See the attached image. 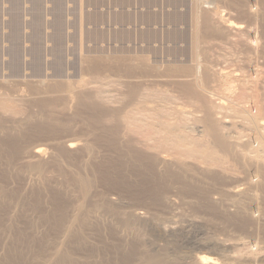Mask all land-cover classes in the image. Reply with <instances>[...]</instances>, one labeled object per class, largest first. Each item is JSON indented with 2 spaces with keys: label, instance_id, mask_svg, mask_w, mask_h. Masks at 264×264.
Instances as JSON below:
<instances>
[{
  "label": "rangeland",
  "instance_id": "obj_1",
  "mask_svg": "<svg viewBox=\"0 0 264 264\" xmlns=\"http://www.w3.org/2000/svg\"><path fill=\"white\" fill-rule=\"evenodd\" d=\"M12 1L13 0H0V82L6 81L19 85L16 88V91H12V97L16 98L17 96L19 99H16L24 104L22 103V105L16 100L20 106L19 108L22 109V114L12 111L4 113L3 122H5L3 124L6 123V126L11 125L10 121L13 122L15 119H21L25 113L29 114L35 112L34 114H37L41 112V109L39 110V108L35 105L33 106L31 103L25 101L34 98L27 87L28 83L38 84L42 83V81H46L47 83H61L65 86L86 83V88L89 87V90L91 88L93 90L97 87L96 90H93L97 91L99 85V87L102 86V88H104V91L106 92H104V95H101L106 96L105 102H107V108L113 106V109L116 108L118 112H121V114L125 116L126 113H128L129 117V113L131 112L130 114L132 116L135 115L136 120L141 118L140 120L144 119L149 121L148 117L151 119V117H155V114L158 113V116L153 118L157 119L150 120L149 122H155L156 124L158 122L161 126L163 125V129H165L168 137L180 135L179 131L181 130L186 132L191 138L202 139V134H199L198 131H203V128L205 127L203 122L205 111L199 104L196 103V100L181 92L182 90H180L178 85L182 82L184 83L185 81L190 80L192 77L187 78L174 72V70L180 66H189L194 68V65L196 64L195 58L197 55H201L202 62L209 67L212 66V69H210L211 71L217 70L216 72L222 75H220V81H216L215 76L216 82L212 81L209 83L205 95L208 100H210L209 102L213 105L216 118L221 120L220 128H222L227 140L233 145L234 151L236 152L240 151L243 154L250 151H257L264 155V115L260 113L259 106L256 104L257 101L261 99L256 96L258 97V100L255 99L256 97L254 98L256 102L252 99L251 101H248L247 104H241L239 95L241 89H247L249 91V95L258 92V94H261L264 98V55L262 56L261 54L260 56H257L253 50L255 48L261 49L263 44L260 43L259 47H257L256 44H250V40H253L257 36L254 33L257 32L261 34L260 31L262 30L263 21L261 19H258L259 21L256 19L255 21L253 19V21L244 13L245 10L247 11L248 8L254 6L257 2L259 3V0H218V4L223 11L222 14L225 15L224 19H228L227 23L221 20L219 16H213L212 14L209 16L211 17L210 22H207L205 20L207 16L205 12L206 10H203V16H201L202 19L197 18L195 10L193 12V0H39V2H36V0H14V2L17 1L15 3H12ZM15 13L17 14L15 15ZM209 14L210 12L208 15ZM14 19L15 21H13ZM13 22H19L18 40L16 41L12 39L15 32L13 30ZM231 23L232 25L241 27L242 29L229 30L228 27ZM257 29H259V31H257ZM239 31H241V33H239ZM57 34L61 36L59 41ZM247 39L249 40L247 41ZM262 40L264 42V39ZM247 50H252L254 53L251 51L252 53L249 54ZM88 57H100L106 62H110L114 59V57L115 59L117 57L139 60L145 59L146 63L148 62L147 64L150 65H148L146 69L148 70L150 67V71L148 72L146 69L143 70V67H146V65H144L139 67L140 69L142 68L141 72L140 69L137 68V74L141 73L144 77L147 75L145 77L146 79L141 74H138L139 76L141 75V77H138H143L142 81H138L139 78L137 77L134 78V81L136 79L139 83L144 81L143 84L141 83V97L139 96V101L143 100V104H141V102H137V99L135 101V104L137 105H135L128 99V95L125 94L127 93V88L125 90L124 85L130 79L133 81L132 78L128 79V76L125 73H116V71H112L111 69H103L99 72L97 71L92 73L86 69L87 65L84 62ZM14 62H16V64ZM154 68L157 71H155ZM142 70H146L145 73ZM148 80L151 81L149 82ZM242 80H248L249 84L241 85L244 82ZM221 81L232 82V85L226 88V84L224 85L223 83L221 85ZM14 92H16V94ZM212 93L215 94V96L211 95ZM67 94H71V92L66 88H63L61 92L52 93L49 94V96H67ZM26 97L27 99H25ZM149 98H151V100ZM126 99L129 100L128 102L131 104H129ZM146 99L149 101L147 100L144 102ZM233 106L239 110H242L240 107L242 106L243 110H246L243 112V115H245L244 118L240 117V111H234L231 108ZM145 107H147L148 110L145 109ZM133 111L134 113L132 114ZM135 112L137 113V116ZM69 117L70 116L66 118ZM258 118H261L262 120H259ZM84 119L81 118L82 121L80 118L75 119L76 121L73 120V118L66 119L70 121L72 120L70 125L74 131L67 133L69 131L64 132L61 130L58 135L61 137L64 135V137L66 139L68 138V140L77 139L72 142L75 146H80L82 143L80 140L84 139L88 133L89 135L87 137L90 139L89 136H91V132L94 130H91L89 127L90 122H87ZM107 120L108 121H105V124L108 122V125H110L111 122L109 123V119ZM73 123H75V125H72ZM177 126L179 129L176 128ZM92 127L95 126L92 125ZM119 131L120 135L124 130L120 129ZM94 132L96 133L95 130ZM137 133L134 132L136 135L133 134V138L137 139V142L133 141L136 144L139 140L141 141L140 144H142V140L144 139V141L147 142L143 141V144L148 142V145L150 143H155L153 142L154 139L152 136V141L150 142L148 134H144V136L140 134V136L139 134L137 135ZM58 135L50 137H55L54 141H56V139H59L60 141L65 140L64 137L61 139ZM131 135L125 136V140L129 139L128 137H132ZM50 137L44 136L43 138L39 137L40 139L38 137L37 139L34 138L31 140V143H33L31 146L32 149L36 147L35 151L37 150V155L42 158V160L47 161L48 164H53L54 161L59 162V159L57 158V152H53V149H51L50 143H54V141H51L52 139ZM87 137L85 139H87ZM48 138L51 139L49 140L50 142L47 141ZM259 139L263 140L262 143ZM168 141L169 142L167 143L168 145L166 146L164 153L160 154L163 163L159 166V170L162 169L160 172H165L166 177L172 173V175L167 177V181L164 176L163 182H166H162V185L166 184L168 185L167 189L169 188L168 190L166 189L167 192H165L164 188L166 186H162L164 195L167 194L166 198L168 197L166 199V203L168 204L170 201V205L168 204L167 206L166 204L167 208L164 210V213L163 210H160L163 214H160L159 210L156 211L157 209H154L153 206L150 205V200H148L147 195L139 194V192H142L141 194H143L144 190L141 189L144 188H141V183H136L137 181L141 182L142 178L140 179V176L137 174L134 176L135 173H129L130 175L128 174V180L131 181V179H133L134 181L137 179L136 176H138L139 180L137 179L134 181L136 184L134 182L133 183L135 185L131 184L132 181L131 183L128 181V188L125 187L121 189V187L118 186L120 191L118 187L113 189V187L109 186L108 183H106V185H104L105 183H102V185L101 183H98L99 188L96 187L94 189L96 195L94 198L98 201L101 199L100 197L107 196L106 199L109 201L112 199H114V202L119 201L118 204L114 203L117 206L120 205V203L123 204L124 201L125 203L123 205L121 204V206L124 207L125 205V207L121 209L129 211L130 206L131 210L136 207V209H134L136 212H132L141 214L144 218L146 217L150 220L152 218V221H154V217L150 216H153L154 212L157 213L156 216L160 214L158 218L155 216V219L158 221L156 220L154 222H157V224L161 222L163 225L161 223L158 225H162L163 229L165 227V234L160 239L161 243L159 242L160 246L162 245L161 248L163 247L161 251L163 250V253L167 254V256L170 255V258L174 256L175 259L178 260L177 264H195V261L190 258L191 254H198L207 258H217L224 262L222 264H264V238L262 240L263 231L261 233V230L259 229L260 223H264V201L263 199H260L258 193H256L257 195L255 194L256 191H249L250 188L256 184L258 179L256 177L257 174L255 173V170L246 168L239 162V160L235 161L232 156H228L226 159L220 158L217 163L216 161L210 163L209 161H205L200 156L190 157L179 155L178 152L175 151L172 145L173 143L170 140ZM189 142H191L190 138ZM209 145L212 146L210 143ZM103 150V152L101 151L102 155H106L108 151H105V149ZM53 154H56L57 157ZM49 157L52 159L50 160ZM68 159L69 158H67L66 161L65 158H62V162H59L64 166H62L64 168L62 171L64 170V172L61 171L63 175L61 172L59 173L55 167H53L55 166V163L53 166L46 163L48 166L46 167L48 169L46 168L47 172L45 174H49L48 176L51 177L49 182L52 186H61L62 188L65 187L63 186V182L66 183L65 185L69 184V181L66 182L69 175V169L71 168L70 171L75 169L73 172L80 170L79 168L71 166L72 160H69L71 163L70 165ZM3 165L0 163V171L6 172V167ZM19 167L23 166L20 165ZM23 168L25 169V167ZM167 169L170 171L169 175H166L168 173ZM13 171L15 172V170L12 169L8 173ZM187 171L190 174H188ZM26 173H23L25 174L23 178L16 179L8 176L7 179H0V184L6 185L5 187L8 188V190L17 191L16 193L19 192L18 197L21 199L14 201L15 206L12 202V205H8L4 208L0 207L2 209H0V262L5 258L6 249H8L10 245L17 242V234L19 232L38 237L45 236V239H48L47 241L52 238V241H50L53 245L52 249L55 246L54 243L59 244L64 240V235L60 234L61 232L53 231L49 229V227H45L47 226L45 224L42 225L39 213L36 214L34 211L28 209L29 207L26 208V206H29V204L32 203L30 192L34 187V178ZM58 174L59 176H57ZM9 175L11 176V174ZM131 175H133L134 178ZM215 176H219L218 178L221 179L213 181L212 177ZM183 179L185 181L188 179L185 182L186 186L183 184ZM189 180L192 182L191 184ZM58 182H62L61 184L63 185L58 184ZM137 184L139 186H136ZM70 185L72 187V184L65 187V189L70 188L68 191L63 188L64 191H66L64 192L66 194L65 196L75 197L76 191H72L73 188L71 189ZM191 185L194 186V189L190 188ZM198 187H200V189ZM202 188H204V190ZM186 189H188V192H184ZM70 190L72 191L71 195L69 193ZM96 190L99 193L96 192ZM202 190L207 193L202 192ZM133 192H138V195H136V193L133 194ZM99 194L102 196H99ZM252 195H254L255 198ZM42 196H44L47 203V196L49 197V195L44 194ZM138 196L140 197L139 199ZM251 196L254 199H252ZM132 197L135 198V200ZM245 198H248V201ZM117 199L120 200L117 201ZM136 199L137 202H135ZM139 200L143 201L145 204L143 202H139ZM239 201L243 203L241 204L242 206L244 205L243 208L246 207L245 210H247V216L250 221L254 223V227L251 225L252 227L248 231L238 230L234 226H232V228L231 225H228V223L224 221L226 217L224 216L225 213L228 215V213L232 214L238 210L239 207L237 208V206L240 205ZM128 202L132 203L128 205L129 207L126 206ZM208 204L210 207H207ZM48 205V203L45 205L44 210L46 209L48 211ZM214 205L215 207L211 208V206ZM143 206L148 208L145 209ZM149 208L152 210L151 212ZM210 208L213 211L210 210ZM217 209L218 212H214ZM147 211H149V214L151 215H148ZM145 214L146 216H144ZM104 216L105 215L101 216L102 221L100 220L101 223L99 224H102L103 226H100L101 228L99 229V232L98 230L96 232L94 231L95 233H93V231H86L85 235L89 236H87V240L90 241L89 243L97 245L102 244L103 246L106 242V245L103 246L105 248L108 247L107 243L109 244L110 242V244H112L115 240H118V238L111 233L105 224L108 221H111L108 220L111 218L106 215L105 217L107 219H104ZM111 222L114 223V221ZM11 223L15 227L12 228L14 231L10 230L11 228L8 227ZM106 232L110 233L108 234ZM149 234L150 233H146L148 236ZM120 235L118 233V236ZM143 236L146 241L148 239L150 240L147 242H156L153 235H151V238L147 237L148 239L145 237V234ZM129 237H123V241L125 240L124 242L126 243L130 242L128 241ZM120 243H122V245L126 244L121 241ZM214 243L219 247L221 246V249L223 248L222 252H215L212 248L207 249V246L205 247L207 244L210 245ZM200 246L203 247L200 249ZM105 250L107 249L105 248ZM101 251L97 252L94 258H91L92 262L95 260V262H97L100 258H103L102 256L105 258L106 251ZM28 254L30 256H28ZM31 255V252L27 253L28 260L31 258Z\"/></svg>",
  "mask_w": 264,
  "mask_h": 264
},
{
  "label": "bare ground",
  "instance_id": "obj_2",
  "mask_svg": "<svg viewBox=\"0 0 264 264\" xmlns=\"http://www.w3.org/2000/svg\"><path fill=\"white\" fill-rule=\"evenodd\" d=\"M193 1H194L193 12L195 10L197 18L202 19L201 16H203V10H206L205 12H206L207 16H206L205 20L207 22H210L211 17H209V16L211 14L213 16L214 15L219 16L221 20L225 21V23L228 22L227 21L228 19H224L225 15L222 14L223 11L221 10V7L218 4L219 3L218 0H193ZM15 2H17V1H15ZM15 2H14V0L12 1V3H15ZM36 2H39V0H36ZM209 12H210V14L208 15ZM17 13H15V15ZM244 13L251 20L261 19L263 21L262 30L260 31L261 34H259L257 32L254 33L257 36L253 40H250L251 41L250 44L251 43L256 44L257 47H259L260 43L263 44V46L261 44V46H262L261 49H259V48L258 49L255 48L256 50L253 49L257 56L258 55L260 56L261 54L263 56L264 55V42L262 39H264V0H259V3L257 2L254 6L248 8L247 11L245 10ZM13 21H15V19ZM18 23L19 22H16V23L13 22V30L15 32L13 34L12 39H14L15 41L18 40V25H19ZM260 27H261V25H260ZM228 29L229 30L230 29L241 30L242 28L235 26V25H232V23H231V25L228 27ZM259 29H257V31H259ZM59 30H61V29H59ZM239 33H241V31H239ZM59 34H60V31H59ZM59 34H57L58 37L56 36L57 38H59L58 41L61 39L60 38L61 34L60 35ZM249 39H247V41ZM260 39L262 40V42ZM251 51L249 50L248 53L250 54L253 52V51L252 52ZM84 62L87 65L86 69L92 73L97 72V71L99 72L103 69L104 70L105 69L106 70L111 69L112 71L113 70L116 71V73H118V72L125 73L128 76L127 77L128 79L129 78L133 79V81H131V79H130L129 81H127L125 83V85H124L125 90L127 88V91H126L127 93H125V94L128 95V99L130 101H132L134 104H135V101L137 99H138L137 102H139V103L141 102V104H143V100L139 101V98L141 97L140 91H142V84L144 83V81L140 82V83L138 81L139 80L142 81L143 80L142 78L144 76L141 73H138V74H141L143 76L142 78H139V77H141V75L139 76L137 74V72H138L137 68L146 65V67H143V70H144L148 67L149 64H147L148 62L146 63L145 59L139 60V59H127V58H119V57H117L115 59V57H114V59H112L110 62H106L104 59H102L100 57L99 58L88 57L87 59H85ZM195 62H196V64L194 65V68L193 67L191 68L189 66H180V67H177L174 70V72L176 74L185 76L187 78L188 77L193 78V79L191 78L190 80L185 81L184 83L182 82L178 85H179L180 90H182L181 92L185 93L190 98H193L194 100H196V103L199 104L201 106V108L205 111V116L203 119L205 127L203 128V131L197 130L199 132V134H202L201 135L202 139L191 138L186 132H183L181 130L179 131L180 135H177L175 137H168V134L166 133L165 129H163L164 128L163 125L161 126L160 124H158V122H157V124L155 122H149L150 120H156L157 118L156 119H153V118L158 116L157 115L158 113L155 114V117L154 116H153V118L151 117V119H150V117H148L149 121L144 120V119L140 120L141 118L139 119L140 120L139 121V120L135 119V115L132 116L130 114L131 112L129 113V115H130V117H129L128 113H126V116H125V115L121 114V112H118V110L116 108L113 109V106H111L110 108H107L106 107L107 102H105L106 96L101 95V94L104 95V92H106V91H104V88H102V86L99 87L100 86L99 85L98 86L99 91L98 90L93 91V90H96L97 87L94 88L93 90H92V88L89 90V87H87L88 88V91H87L86 83L85 84L79 83L77 85H66V86L64 84H61V83H47L46 81H44V82L42 81V83H38V84L28 83L27 87L29 88L31 95L34 98L30 99L28 97L30 100H25V101L31 103L33 106L35 105L36 107L39 108V110L41 109V112L37 113V114H34L35 112L26 114L23 111L25 114H23V117L21 119H18V120L15 119L14 121L12 119L13 122L10 121L11 125L6 126L7 125L6 123H5L6 125L3 124L5 122V121L3 122L4 113H6L8 111H12V112L22 114V109L19 108L20 106L18 103L22 104L23 102H20L16 99V98H18L15 95L16 92H14L15 93L14 95L16 96V98L12 97L13 96L12 91H14V90L16 91V88L19 85H15L12 82L10 83V82H6V81L0 82V163H1V165L4 164L3 166L6 167L5 171L6 170L8 171L9 169H10L9 171H11L12 169L15 170V172L13 171L14 174H13V172L8 173L9 171L8 172L7 171L6 172L0 171V179L1 180L3 178L7 179L8 176L12 177V178L14 177L16 179L17 178H23V176L25 175L23 173L28 172L26 174H29L30 176H32L34 178V180H33L34 181V185H33L34 187L32 188V190L30 192L31 195L29 194L32 197V203H30L29 206H26V208L29 207L28 209L34 211L36 214L39 213L40 222H42V225L45 224V225H47L45 227H49V229H51L53 231H59V232H61L60 234L64 235L63 236L64 240L59 244L56 243L57 245L54 243L55 246L52 249L53 245H52V242H50V241H52V238H51V240L47 241L48 239L46 240L45 236L38 237L35 235H31V234L28 235L27 233H23V232L20 233L18 231L19 233L17 234V242H15L16 244L14 243V244L10 245L8 247V249H6L7 250L6 253L4 251L5 258L0 262V264H177L178 260L175 259L174 256H172V258H170V255L167 256V254L163 253L164 252L163 250L161 251V249L163 247L161 248L162 245L160 246L159 242H160V239L165 234V230H164L165 227L163 229V227H162L163 223H161V222L158 223V224L161 223L162 224L161 226L158 225L157 222H154L157 220V219H155V216L157 213L154 212L153 216H150V217H154V221H152V218L150 220V219H147L146 217L144 218L141 214L135 213L136 211L134 209H136V207L134 209L132 208L133 210H131V206H130L131 211L130 210L126 211L125 209H121V208L125 207V205H124V207L121 206L122 203H120V205H118V206L115 205L116 203L117 204L119 203L118 200H120V199H117L118 202H116V201L114 202L113 201L114 199L109 201L106 199L107 196L103 197L101 194H99V196L100 195L102 196V197H100L101 198L100 200L97 201V199L94 198L96 196L94 189L96 187L99 188L98 183H101V185H102V183H105L104 185H106V183H108L109 186L113 187V189L117 188L118 186H120L121 189L125 188V187L128 188V181H129L128 177L131 173H135L134 176L137 174L138 176H140V179L142 178L141 182L137 181L136 183H139V184L141 183L140 184L142 186L141 188H144L141 190H144V192H145V193L143 192V194H141L142 192L141 193L139 192V194L140 195H144V194L147 195L148 197L147 196L146 197L148 198V200H150V205L153 206L154 209H157L156 211L159 210L160 214H163L164 210L167 208L168 204L170 205V201L168 204L166 203L167 202L166 199L168 197L166 198V196H167L166 193H165L166 195H164V191H163V187H162L165 185L166 187L164 186L165 187L164 190H165V192H167V190L169 189V188L167 189L168 185H166V184L162 185V184L167 181L166 180V179H168L167 177L172 175V173L170 174V171H168V169H167L168 173L166 172L167 173L166 175H169V174L170 175L166 177L164 171H163L164 173L160 172V171H162V169L160 168L161 170H159V166H161V164L163 163V160H162L160 154L164 153L166 146L168 145L167 143L169 142L168 140H170L173 143L172 145H173L175 151L178 152L179 155L190 156V157L191 156H195V157L200 156L205 161H207V162L209 161L210 163L213 161H216V163H217L218 159H220V158L226 159V158H228V156H232L235 159V161L239 160V162L241 164H243L246 168H248L250 170L251 169L255 170V173L257 174L256 177L258 179L256 181V184L253 183L255 186L253 185L249 191H256L255 194L258 193L260 196V199L261 200L263 199V201H264V155H262L260 152H257V151L256 152L255 151L248 152L250 155L248 153L242 154L240 151H238V152L234 151L233 145L227 140V137L224 135L222 128H220L221 120L216 118L213 105H212V103L209 102L210 100H208V98L205 95V93L207 92V87H208L209 83H211L212 81H214V82L220 81V75L221 74L216 72L217 70L211 71L210 69H212L211 68L212 66L209 67L206 64H204L201 60V55H197V57L195 58ZM14 63L16 64V62H14ZM149 68H148V70L146 69L148 72L150 71ZM141 69H140V72H141ZM145 71H143V72L145 73ZM155 71H157V70L155 69ZM171 71H173V70H171ZM212 72H214L215 74ZM152 73H155V72H152ZM94 74H96V73H94ZM215 76H216V81H215ZM136 77L139 78L138 81L136 79L134 81V78H136ZM124 78H126V77H124ZM242 81H244V82L243 83L241 82L242 83L241 85L249 84L248 80H242ZM220 83H221V85L223 83H224V85L226 84V86H227L226 88H228L232 85V82H227V81H221ZM257 83H258V81H257ZM151 85H152V83H151ZM145 86H146V84H145ZM63 88H66L68 91L71 92V94H67V96H57V97H50L49 96V94L61 92L63 90ZM100 88H101V91H100ZM122 90H123V88H122ZM147 90H148V88H147ZM149 91H150V88H149ZM143 95H145V94H143ZM159 95H161V94H159ZM211 95L215 96V94H213V93ZM239 95H240V103L241 104L242 103L247 104L248 101H251L252 99L254 100V98L256 96L260 97L259 99H261V100H258L257 99L258 97L255 98L256 100H258L256 104H258V106H259L260 113L262 115H264V98L261 94L259 95L257 92V93H253V94L249 95V91L247 89H241V92H239ZM25 99H27V97ZM149 99L151 100V98H149ZM248 99H250V100H248ZM16 100L18 101V103ZM129 100H127V102ZM147 100L148 99H146L144 102H146ZM256 100H254V102H256ZM157 102H158V100H157ZM133 103H132V105H133ZM139 103H138V105H139ZM25 104H26V102H25ZM129 104H131V103H129ZM135 105H137V104H135ZM243 106L246 107L245 105H243ZM240 107L242 110L237 109L235 106H233L231 108L234 111H236V110L240 111V117L244 118L245 115H243L244 114L243 112L246 110H243L242 106H240ZM145 109L148 110L147 107H145ZM244 109H246V108H244ZM151 111H152V109H151ZM157 112H158V110H157ZM133 113H134V111L132 112V114ZM146 113H148V112H146ZM135 114L137 116L136 112H135ZM150 114H151V112H150ZM121 115H122V117H121ZM68 116H70V117L66 118ZM71 118H73V120L79 119V118L81 120V118H83V119L85 118L84 120H86L87 122H90L89 123L90 126L89 125L88 126L91 128V130L94 129L97 133L96 134L93 130L91 132V136H89L90 139H92L94 141L88 139L87 136L89 135V133H88L89 131L86 132V133H88V135L87 136L85 135L88 140L85 139L86 137L84 136L85 138L80 140L82 142L81 145L80 146L76 145L77 147L72 142V141H76L77 139L75 140L73 138L74 140H70V139L68 140V138L66 139L64 137V135L62 137L60 135H58V134H60L59 131L61 132V130L64 132L69 131L67 133H71V131L72 132L74 131V129L72 130V127L70 125L72 120L71 121L66 120V119H71ZM64 119H65V121H64ZM107 119H109V123L111 122L110 125H108V122H107V124H105L106 123L105 121H108ZM258 119L260 120L261 118H258ZM75 121H73V122H75ZM218 121H219V123H218ZM72 125H75V123H73ZM92 125H94L95 127H92ZM176 128L179 129L178 126ZM120 129L124 130L120 134L121 136L119 135ZM83 131H86V130H83ZM83 131H81V132H83ZM76 132H77V130H76ZM134 132L135 133L138 132L137 135L141 134L143 136H144V134H148L150 137V139H149L150 142L152 141V139H151V136H152V138L154 139L153 142H155V143H150L148 145V143H149L148 142L146 144L145 143L143 144V141L145 140L144 139V140H142V144H140L141 141L138 139L139 141L136 144L135 142H133V141L137 142V139L133 138ZM62 134H64V133H62ZM55 135L60 136L61 139H63V137H64V139H65V140H63L64 142L62 140L60 141L59 139H56V141H54L55 137H53V138L50 137V136H55ZM79 135H81V134H79ZM128 135L129 136L131 135L132 137H128L129 139L125 140L126 139L125 136H128ZM134 135H136V134H134ZM44 136L50 137L52 139L51 140L48 138L47 141H49V140L54 141V143L51 142L50 145H51V149H53V152L54 151L57 152L58 157L56 154L55 155L59 159V162H62V160H61L62 158L63 159L65 158L66 161H67V158H69L68 162H69V160L73 161V162L71 161L72 165L69 162V164L71 166H73L75 168H79L80 169L79 171L82 170L81 172L77 171L78 172L77 173L76 171L73 172L75 169L73 171H70L71 170V168H70L69 172H68L69 175L66 179V182L69 181V184H72V187L70 185L71 189L72 188L75 189V190L72 189V191H76L75 197L74 196H72V197H66L65 196L66 194L64 192H66V191H64V189L69 184L67 183L68 185H65L66 183L63 182L64 180L62 181L64 185L61 184L62 182H60V183L58 182V184L65 186V187H63L64 189L61 186L60 187L59 186H57V187L52 186V184L49 182V179L51 177L48 176L49 174L48 175L45 174L47 172L46 168L48 167L47 166L48 162L42 160V158H40L37 155V152H36L37 150L35 151L36 147L32 149L31 145L33 143H31V140L34 138L37 139V137L43 138ZM136 137H138V136H136ZM144 138H146V137H144ZM189 138L191 139V142H189ZM259 140L262 143L263 140L262 139H259ZM144 142H147V141H144ZM208 142L212 146H210ZM151 144H154V145H151ZM37 147H39V146H37ZM103 149H105V151H108V153H106V155H102L101 151ZM57 158H56V160H57ZM49 159H50V157H49ZM2 162H3V164H2ZM59 162L54 161L55 166H53L54 163L53 164L49 163V164L52 165L53 167H55L60 173L62 171V169H64L63 168L64 166L62 165V163L60 164ZM18 165L25 167V169L23 167H19ZM49 168H50V166H49ZM62 172H64V170ZM62 172H61V174L63 175ZM9 174H11V176ZM61 174H60V176H61ZM188 174H190V173L188 172ZM57 176H59V174ZM66 176H67V174H66ZM131 176H133V175H131ZM134 176H133V178H134ZM138 176H136V177L139 180ZM164 176L166 177L165 182H163ZM218 177L219 176L212 177L213 181H218L219 179H221ZM137 179H135V180H137ZM18 180H20V179H18ZM131 181H132V183H131ZM131 181H129L131 184L135 183L133 181V179H131ZM186 181L184 180V183H183L184 185H185ZM189 182H190V180H189ZM7 183H8V181H7ZM191 183L192 182H190V184ZM2 184H3V182H2ZM35 184H36V186H35ZM190 184H188V185H190ZM5 186L6 185L0 184V198H1V201H0L1 206L0 207H3V208L7 207L8 205H12V202L14 203V201L19 199V197H18L19 192L16 193L17 191L15 192L12 190H8V188H6ZM136 186H139V185L137 184ZM129 187H133V186H129ZM104 188H105V186H104ZM137 188H139V187H137ZM190 188L194 189V186L191 185ZM198 188L200 189V187H198ZM66 189L68 191L70 188L69 189L66 188ZM118 189H119V187H118ZM202 189L204 190V188H202ZM13 190H14V188H13ZM203 190H202V192H204ZM19 191H20V189H19ZM72 191L71 190L69 191L70 195L72 194L71 193ZM119 191H120V189H119ZM96 192H98V191L96 190ZM121 192H122V190H121ZM184 192H188V189H186V191H184ZM73 193H75V192H73ZM134 193H136V195H138L137 194L138 192H133V194ZM200 193H201V191H200ZM204 193H203V195H204ZM44 194L49 195V197L47 196V198H48L47 203L49 204L48 205V211L46 209L44 210L45 205H47V203L44 199V196H42ZM108 195H110V194H108ZM121 195H122V193H121ZM252 196L255 198L254 195H252ZM252 196H251V198L254 199ZM127 197H128V195H127ZM26 198H28V197H26ZM139 198L140 197L138 196V199ZM124 199H125V197H124ZM124 199H122V200H124ZM133 199L135 200V198H133ZM19 200H21V199H19ZM145 200H147V199H145ZM21 202H23V201H21ZM135 202H137V199ZM139 202H143V201L139 200ZM139 202H138V204H139ZM44 203H46V204H44ZM124 203L125 202L123 201V204ZM130 203L129 202H128V204L126 203L127 204L126 206L130 205ZM166 204H167V206H166ZM239 204L240 205L237 206V208L239 207L238 210H236V212L232 213V214L228 213V215H226V213H225L224 216H226V217H225V220L224 219L223 220L226 223H228V225H231V227L234 226L238 230L248 231L251 229V227L253 226L254 223H252L250 221V219L248 218L247 212H246L247 210H245L246 207L243 208L244 205L243 206L241 205L243 203L240 202ZM14 206H15V203H14ZM49 207H50V209H49ZM207 207H210L209 204ZM213 207H215V205L211 206V208H213ZM147 208H145V209H147ZM211 208H210V210H212ZM151 209H152V207H151ZM151 209H150V212L152 211ZM160 210L161 211L163 210V213ZM132 211H135V212H132ZM216 211L218 212V209L215 210L214 212H216ZM147 212H148L147 213L148 215H151V214H149V211H147ZM160 214H158V216ZM263 214H264V212H263ZM102 215H105V216L108 215L111 218L108 220L114 221V223L111 221H108L107 223H105V222H103V223H105L107 228H109V230L111 231V233H113L118 238V240H115V241L112 239L114 241V243H112V244H110V242H109V244L107 243L108 247H105L107 250H105V248L103 247L104 245H106V242H105V244L103 242V244H104L103 246H102V244L100 245L99 243L98 244L100 246L97 244H92V243H89L90 241L87 240L88 235L87 236L85 235L86 231H93V233H95L98 230V232H99V229L101 228L100 226H103L102 224L101 225L99 224V223H101L100 220H101ZM144 216H146V214ZM158 216H156V218H158ZM16 218H18V217H16ZM104 219H107V218L105 217ZM16 221H17V219H16ZM96 221H98V222H96ZM255 222H256V220H255ZM12 223L8 227L11 228L10 230L14 231V229H12V228H15V227ZM28 226H30V225H28ZM257 229H258V227H257ZM259 229L261 230V233L263 231V237H262V240H263V238H264V223L263 222H262V224L260 223ZM41 230H42V228H41ZM48 232H50V231H48ZM51 233H52V231H51ZM106 233H108V232H106ZM118 233H119V235L121 234L122 236L121 235L118 236ZM146 233H150L151 235H153L155 237L156 242L154 240H152V241H154L155 243L147 242L149 240L148 238H151V235L149 234V236H150L149 237L148 235H146ZM97 234H99V233H97ZM144 234H145L146 238L148 237L147 241L144 239V236H143ZM125 236L131 237V238L129 237V240L127 238V240L130 242L126 243V242H124L125 240L123 241V237H125ZM116 237H114V238L117 239ZM48 238H50V237H48ZM105 241H107V240H105ZM120 241L123 243H126V244L122 245V243H120ZM161 241H163V240H161ZM206 246H207V249L212 248L213 251L215 250V252H219V253L222 252V250H223V248L221 249V246L219 247L215 243L210 244V245L207 244V245H205V247ZM202 247L200 246L199 248L201 249ZM224 248H226V247H224ZM101 250L106 251L105 252V258H104V256H102L103 258H100V260H98L97 262H95L96 260L94 262H92L91 258L92 257L94 258L95 254ZM28 252L29 253L31 252V254H32L31 258H29L30 261L27 258ZM101 255H102V253H101ZM28 256H30V255L28 254ZM190 256H191L190 258L195 261V264H222V263H224L222 260L220 261V259L207 258V257L201 256L198 254H195V255L191 254ZM227 259H226V261H227Z\"/></svg>",
  "mask_w": 264,
  "mask_h": 264
}]
</instances>
